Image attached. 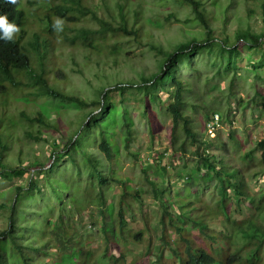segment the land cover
Wrapping results in <instances>:
<instances>
[{
	"label": "rangeland",
	"instance_id": "rangeland-1",
	"mask_svg": "<svg viewBox=\"0 0 264 264\" xmlns=\"http://www.w3.org/2000/svg\"><path fill=\"white\" fill-rule=\"evenodd\" d=\"M33 1L32 6L24 4L27 16L24 42L31 39L33 33L40 34V38L47 41L45 76L48 82L59 90L63 89L66 94H75L86 101L94 99L96 90L101 86H110L113 82V85L137 82L141 75L149 77L157 73L164 59V56L158 54V50L172 52L180 43L200 42L204 39L205 31L197 21L192 20L190 8L174 0H82L83 5L91 8L96 16L67 13L64 17L65 33L71 37L76 35L78 29L100 32L97 36H89L85 42L86 45L91 44L90 48L94 51L90 55L89 49L70 47L63 43L60 32L48 33L50 23L40 18L48 13L51 4L44 0ZM199 1L206 8L214 40L220 44L225 43L227 47L235 44L239 48V57L234 68V94L227 97L226 87L230 81L213 78L216 68L212 69L210 66L214 56L216 57V51L210 55L203 48L205 51L194 55L193 67L202 71V76H197V82L188 98L191 104H202L209 114L215 112L222 119L213 127L206 125L203 128L206 120L202 111L190 107L188 113L192 115V125L201 136L214 138L215 145L207 149L212 155L210 160L216 164V170L223 166L234 169L235 178L231 181L241 179L248 194H253L258 201L264 200V161L257 145L264 139V111L259 105L264 103V20L261 9L259 3L255 5L252 0ZM118 5L123 7L122 13L127 24L137 29L140 36L144 35L142 42L131 41L132 37L111 34L114 19L119 20ZM104 21L108 24H104ZM241 28H248L255 35H262L261 40L258 43L244 39L237 41L236 31ZM116 42L129 50L122 51L116 60L96 57L98 48L108 47ZM39 49L42 51V46ZM216 59L218 60L217 57ZM32 63L36 69L38 64L34 57ZM207 65L211 71L207 70ZM181 70L184 78H193V71L189 73L185 66ZM53 77L60 82H54ZM207 77L211 78L210 83L218 84L216 91L210 88L209 82L205 84ZM22 81L28 87L8 89V99L4 101L7 105L4 126L10 135L5 159L11 165H19L24 172L18 171L19 175L10 180L0 177V232L8 228L9 208L13 205L16 235L22 242L24 255L13 248L9 237H0V252L4 250L5 253V262L0 264H26L27 261L30 264H172V261L177 264L171 250L179 244L178 249L182 251L183 242H179L180 235L175 226L187 230L193 240L202 236L199 228L193 226L194 222L204 221L207 232L217 239L216 243H212L213 247H223L225 238H233L239 248L246 243L243 233L238 232L240 228L246 226L251 219L264 225V211L261 210L262 213L255 218L253 210L245 204L248 201L242 200L231 187L226 192L230 214L226 215L219 209L221 195L216 187L218 180L211 178L203 181L206 179L203 177L206 170L191 155L192 148L188 141L185 154H175L170 149L166 127L171 122L165 113L166 105H152L151 118L157 120L156 126L160 130L151 138V122L147 117L140 116L143 108L139 104L141 95L135 92L111 94L113 105H127L134 120L133 141L129 151L123 145L122 138L125 134L117 126H109L115 138L112 141L115 144L113 158L109 163L104 155L98 153L95 144L91 143L88 147L84 145L86 151L97 152L103 164L113 168L112 176L117 182L111 181L104 188L103 206L97 201L98 192L93 177L84 172L78 174L67 159L61 162L59 168L55 167L48 173H37L32 168L34 160L38 158L40 164H46L52 152L59 148L63 150V143L58 134L50 136L51 129L47 128L41 129L38 141L28 137V132L38 136L39 128L36 124L23 121L21 115L23 112L32 115L38 113L44 98L32 95L35 87L30 86L32 80L29 77L22 78ZM258 90L263 93L262 96L256 95ZM160 95L163 100L168 97L165 93ZM25 99L26 103L22 101ZM44 102L45 106L52 105L57 111L66 107V111L57 112V117H62L63 122L69 125V136L78 129L84 115L95 109L88 107L85 112L75 111L73 106L62 105L58 100L52 102L44 99ZM5 104H1L0 112ZM55 109L50 108V119L55 118ZM41 110L46 113L43 107ZM137 113L139 114L136 115ZM6 160L5 166L8 165ZM47 164L51 165L49 162ZM224 176L227 178L225 174ZM30 178L37 188L28 192ZM17 186L23 188L18 194L14 190ZM161 196L168 203L167 211L172 213L171 218L167 214L164 216L167 230L165 240L170 242L168 247L163 246L160 232L159 221L164 211L160 203ZM120 198L123 201L126 232L124 237H120L124 242L115 247L116 242L113 244L110 232L107 235L103 233V225L111 231L113 223L118 221ZM98 208L105 211L106 219L99 216ZM92 216L96 218L93 219ZM62 218L66 221L65 235L73 238L69 250L67 243H64L63 248L59 247V237L55 241L56 233L57 236L62 234L57 232L61 228ZM139 231L141 241L128 238L129 232ZM189 240L194 248L204 243L210 245L207 238L205 242ZM159 256H162L160 261ZM260 257V264H264V246Z\"/></svg>",
	"mask_w": 264,
	"mask_h": 264
},
{
	"label": "trees",
	"instance_id": "trees-1",
	"mask_svg": "<svg viewBox=\"0 0 264 264\" xmlns=\"http://www.w3.org/2000/svg\"><path fill=\"white\" fill-rule=\"evenodd\" d=\"M44 1L51 4V7L49 8L48 13L44 14L40 19H46L50 23L48 28V33L50 34L54 33L51 26L53 22L51 20L52 18L62 17L64 19L65 15L69 12H74L77 15L91 14L96 16V14L92 12L91 8H86V6L83 5L82 0ZM174 1L179 4L186 5L190 8V11L193 15L192 20L197 21L205 31L204 39L200 42L193 41L189 43H180L172 52H161V50H158V54L164 56V59L157 73L149 77L141 75L139 77L140 80L137 82L128 81L115 85H113V82L110 86H101L96 90L97 95L95 96V98L90 101H86L82 98H79L75 94H66L63 89L59 90L54 84L48 82V78L45 76L47 41L42 40L39 36L40 34L38 35L36 33H33L31 39L24 42V25L27 19L24 4H27L29 7L34 4V1L16 0L15 4H10L7 2V0H0V11L7 12L9 14V20H14L19 27V31L14 35V39L12 41L0 40V106L1 104H5L6 98L8 99V89L20 90L24 87H28L27 83L22 81V78L29 77L32 80V82H30V86L35 87V92L32 93V95L36 96L37 98L48 99L52 102L53 100H58L62 103V105L73 106L75 111L81 110L85 112L88 107H94L95 109L84 115V118L80 122L78 129L71 136L68 135L69 125L63 122L62 117H57V112L59 113L61 110L66 111V107L57 111V109H55L52 105L47 104L45 106L44 99L38 113L32 115L23 112L21 118L25 122L36 124L39 128L38 136H34L33 134H30L28 132V137L31 140L38 141L40 139V135L42 134L41 129L47 128L51 129L50 136L58 134L60 136V140L62 141L61 143H63V150L59 148L57 151L52 152L50 154V157L47 159L46 164H40V160L36 158L32 164V168H35L37 170V173L39 172V174H42L43 171L48 173L55 167H61V162L67 159L66 161H69L70 165L77 171L78 174L84 172L93 177L92 179L94 180V184L96 185L98 192L97 201L101 206H103L105 204L103 194L104 188H107L111 181L117 182L112 176V166H105L103 164V160H101L98 155V153L104 155L108 163L112 161L114 153L113 146L115 145L112 141H115V138L111 134L109 126H117L121 128L123 134H125L122 140L124 143V149L126 151H129V146L133 141L132 128L134 120L132 118V114L130 113L127 105L118 104V106H114L111 99V94L113 92L122 94L126 91L139 93L141 95L139 97V104H141L143 108L142 112H140V116H142L143 118L147 117V119L151 122L149 128L151 138L160 130V127L156 126L157 120L151 118V116L153 115V110L151 109L152 105L165 104V113L168 115L171 122L166 127V134L168 136L170 149L172 150V152L179 155L185 154L188 150V141L190 147L192 148L191 155L206 170L203 174V177H205L206 179L203 181H207L211 178H216L218 180L216 187L221 195V204H219V209L221 211H224V214L226 213V215L230 214V210L227 209L228 198L226 196V192L227 189L231 187L237 193V195L242 198V200L248 201L245 204L250 208V210H253L252 214L256 218V216L262 213L261 210L264 211V200L260 199L258 201L253 194H248L241 179H234V182L231 181L232 178H235L236 171L234 169H226L223 166L220 170H216V164L214 163V161L210 160V157L212 155L209 154V151L207 149L215 145L214 138L201 136L199 131L192 125V122H194L192 119V115L188 113V109L190 107L201 110L203 113V117L206 120L205 124L202 125L203 128H206V125L211 122L213 116L217 114L215 112L209 114L204 105L197 102L191 104V100L188 98V95H190V93H192L193 91V87L195 86L194 84H196L197 82V76H202V71H197V69L193 67L192 59L194 55L205 50L209 52L210 55H212L213 52L216 51V57L218 58V60L214 56V60L210 65L212 69L216 68L213 78H218V80L227 79L230 81L226 88L228 90L227 97H231V95L234 94V68L236 66V60L239 57V48H237L235 44H232L233 47H227L225 43L220 44L219 42L214 40V37L211 34L212 29L210 28L208 22L206 8L199 0ZM252 1H254L255 5L259 3L264 20V0ZM118 8L119 20L117 21L114 19L115 22L113 25H111L110 28L111 34L113 36L132 37L133 40L131 41L141 40L142 42L144 35L142 34L140 36L137 29L127 24V21L122 13L123 7L121 5H118ZM104 24H108V22L104 21ZM65 28L66 26H64L63 31L60 32L63 43L69 44L70 47L81 46L83 49H89L90 55L92 54V52L94 53V51H92L93 49L90 48L91 44L86 45L85 42L88 41L89 36H97V34L100 32L78 29L76 35H72L70 37L69 35H67V33H65ZM100 35H102V33ZM235 38L237 41L240 39H244L245 41L249 40L250 42L258 43V40H261L262 35H255L252 31H250V29L247 28L243 30L241 28L236 31ZM40 46H42L43 48L42 51L39 49ZM121 48L122 47L116 42L108 47L104 46V48H98L95 52V55L96 57L101 59H105L107 57L111 58L112 60H116L117 56L120 55L122 51L129 50L128 48H122L121 50ZM203 48L206 49L204 50ZM153 49L156 48L153 47ZM33 57L38 64V67L36 69H34L32 65ZM182 66H185L189 73L193 71V78L189 79L182 76ZM210 66L207 65V70L209 71H211ZM50 72L52 73V71ZM53 81L60 82V80L56 77H53ZM204 82L205 84H207V82L210 83L212 82V80L211 78L207 77ZM209 86H211L210 88L214 91L218 89V84L210 83ZM162 93L168 95L165 100H163L162 96L160 95ZM261 94L263 93L259 90L256 92L257 96H262ZM22 101L25 103L27 102L26 99ZM259 105L260 108L264 111V103L261 102ZM6 106L7 105L5 104L0 112V177L3 180H10L13 176L16 177L19 175L18 171L21 173H23L24 171L22 170V168H20L19 165H11L5 159L9 148L8 140L10 138L7 128L4 126ZM42 107L46 109V113L42 112ZM50 108L56 110V116L54 119H50ZM138 114L139 113H137L136 115ZM221 119L222 118H220V122ZM76 121L78 122L79 119H77ZM64 140H66V142H64ZM88 141H90V143H87ZM91 143L96 145L98 153L95 151H86L84 145L88 147ZM257 145L261 150V157L264 161V139L261 140ZM130 153L133 154L132 152ZM78 156H80V159H78ZM5 160L7 161V166H5ZM48 162L51 163V165L47 164ZM224 174L227 176V178L224 176ZM211 175H213V177H211ZM36 186L37 185L30 178L28 180L27 191H32L33 189L37 188ZM14 190L18 194L23 190V188L21 186H17ZM119 200L120 209L118 211V221L113 223L111 231H109L108 228L103 225V233L107 235V233L110 232V235L113 239V244L116 242L115 247L124 242L122 241V239H120V237H124V233L126 232V221L124 217V211L122 210L123 201L121 200V198ZM160 203L161 207L164 209L159 221L160 232L162 236L161 238L163 240V246L168 247L170 245V242L165 240L167 230L165 228L166 223L164 221V216L167 214L170 217L172 213L167 211V208L169 209V206L168 203L164 202L163 196H161ZM261 204L263 206H261ZM9 209V225L6 231L0 232V237H9L10 241L12 242L13 248L23 256V245L21 240L16 235L17 225L13 217L14 206H10ZM97 211L98 214L100 212L99 216L101 218H107L104 210H100L98 208ZM92 218L95 219L96 217L94 218V216H92ZM185 219L188 218H186L185 216ZM102 221L105 223L104 220ZM61 222L63 224L60 223L61 228L57 232H62V234L60 233V236H57L56 233L55 241L56 238L59 237V241H57L58 243H61L59 247L63 248V246L65 245L64 243H67L69 244V247H67V249L69 250L71 246L70 243L73 241V238L71 236L67 238V236L65 235V232H67V228L65 226L66 221L62 218ZM169 223L170 225H172L171 220L169 221ZM194 224L195 225L193 226L199 228L202 236H197L196 238H193V240L195 242H205V239L207 238V241L210 245H206L204 243L202 246L194 248L191 245V241L189 240H192V236H190L187 230L175 226V230L180 235L179 242H183L182 251L178 249L179 244H176V248L171 250L174 258L178 262L177 264L261 263L260 253L262 252V248L264 246V225L260 224L258 221L251 219L247 222L246 226L238 230V232L240 234L243 233L246 238V243L239 248L237 245H235L233 238H225L226 243L223 245V247H213L212 243L217 239L207 232V226L205 222H194ZM203 235L205 237H203ZM185 236H187L188 238H186ZM128 238L133 241H141V231H139L138 233L129 232ZM220 239L223 241V238ZM220 239L219 241H221ZM106 240L109 239L106 238ZM216 242L217 241H215L214 243ZM245 249L248 250L245 251ZM106 255L107 254L105 251L104 256ZM161 257L162 256L158 257V261L161 260ZM4 260L5 253L3 250L0 252V262L4 263ZM25 263L30 264L28 263V261ZM173 263L174 262L172 261V264Z\"/></svg>",
	"mask_w": 264,
	"mask_h": 264
},
{
	"label": "clouds",
	"instance_id": "clouds-1",
	"mask_svg": "<svg viewBox=\"0 0 264 264\" xmlns=\"http://www.w3.org/2000/svg\"><path fill=\"white\" fill-rule=\"evenodd\" d=\"M10 4H15L16 0H7ZM7 12L0 11V40L12 41L14 35L19 31L18 25L14 20H9ZM65 21L62 17H56L52 22V29L54 32H62Z\"/></svg>",
	"mask_w": 264,
	"mask_h": 264
},
{
	"label": "built area",
	"instance_id": "built-area-1",
	"mask_svg": "<svg viewBox=\"0 0 264 264\" xmlns=\"http://www.w3.org/2000/svg\"><path fill=\"white\" fill-rule=\"evenodd\" d=\"M219 122H220V117H219L218 114H215V115L213 116V119L211 120V122L207 125V127H208L209 125H211V126L213 127L215 124H217V123H219ZM214 131H216V129H215Z\"/></svg>",
	"mask_w": 264,
	"mask_h": 264
}]
</instances>
